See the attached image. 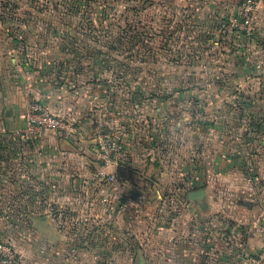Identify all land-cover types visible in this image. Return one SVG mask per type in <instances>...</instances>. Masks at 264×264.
<instances>
[{
    "label": "rangeland",
    "instance_id": "rangeland-1",
    "mask_svg": "<svg viewBox=\"0 0 264 264\" xmlns=\"http://www.w3.org/2000/svg\"><path fill=\"white\" fill-rule=\"evenodd\" d=\"M248 1L0 0L3 99L11 87L23 88L24 78L32 82L41 76L48 85L75 86L83 102H91L86 113L92 116L89 126H94L93 131L87 126L79 128L46 105L67 128L40 125L28 131L25 119L26 126L16 132L20 141L43 146L49 134L78 141L79 152L85 155L81 164L86 168L77 177L86 181L80 195L89 199L106 195L112 183L111 174L103 168L108 164V138L120 137L118 159L126 151V133L111 122L123 103L121 124L142 138L144 152L151 148L163 163L178 162L179 178H186V165L192 164L196 190L210 180L212 194L223 191L228 198L231 194L237 198L251 192L244 187L221 188L218 183L264 178L259 169L264 164L260 133L264 127V43L250 40L257 34V6L264 0H252L256 5L249 12ZM247 17L253 20L254 29L249 32L244 27ZM33 101L43 103L29 96L26 106ZM0 127L4 132L10 130L4 112ZM152 133L157 136L151 138ZM151 139L158 142L156 147ZM2 141L4 148H10V141ZM3 163L9 179L10 160ZM172 177L174 172H168L165 178ZM34 179L33 184L46 178L38 173ZM170 190L169 184L160 192L169 197ZM31 191L41 194L42 188ZM2 193L9 194L10 188H3ZM154 194L150 196L151 212L160 205L158 200L156 207ZM135 204L139 203L130 201V208ZM163 205L171 210V204ZM90 209L91 204L85 202L75 212ZM65 222L69 234L89 246L91 220L67 217ZM5 237L15 247L13 238Z\"/></svg>",
    "mask_w": 264,
    "mask_h": 264
},
{
    "label": "crops",
    "instance_id": "crops-1",
    "mask_svg": "<svg viewBox=\"0 0 264 264\" xmlns=\"http://www.w3.org/2000/svg\"><path fill=\"white\" fill-rule=\"evenodd\" d=\"M257 7L254 25L258 30L250 40L260 45L264 43V3ZM40 77L32 82L31 78H24L23 88L11 87L4 99L0 92V119L4 112L10 124L9 131L0 127V141L6 139L11 145L4 148L0 142V235L13 238L19 264H255V258L264 251V178L245 183L218 181L221 188L251 190L237 198L233 194L228 198V192L223 191L212 194L210 180L205 188L196 190L192 164L186 165V178H179L178 162L163 163L161 155L152 154L151 148L144 152L142 138L121 124L120 108L125 106L122 103L111 122L126 133V151L103 167L116 179L107 186L106 195L84 198L79 191L86 181L77 177L86 170L81 164L85 155L79 152L78 141L49 134L43 146L26 145L16 133L26 126L25 101L29 96L39 98L79 128L94 130V126H89L92 116L86 113L91 102H83L82 93L75 86L48 85ZM260 130L264 136V127ZM150 144L156 147L158 142L151 139ZM7 159L9 179L3 166ZM259 169L264 172V164ZM168 172H174L175 178H165ZM38 173L46 179L33 184ZM169 184L171 195L165 197L162 188ZM37 186L42 188L41 194L32 193L31 188ZM7 187L10 193H2ZM153 193L156 207L160 202V209L158 206L155 212H151ZM133 199L139 204L132 209L129 204ZM85 202L91 204L89 212H75ZM165 203L171 204L170 211L165 210ZM40 204L44 209L37 210ZM65 209L69 210L61 211ZM85 216L91 220L89 246L77 241L76 235L71 236L65 222L67 217Z\"/></svg>",
    "mask_w": 264,
    "mask_h": 264
},
{
    "label": "built area",
    "instance_id": "built-area-1",
    "mask_svg": "<svg viewBox=\"0 0 264 264\" xmlns=\"http://www.w3.org/2000/svg\"><path fill=\"white\" fill-rule=\"evenodd\" d=\"M248 7L246 11H253L255 3L252 0L248 1ZM244 27L249 31H252L253 20L249 17L246 18ZM25 119L27 121L26 130L32 131L36 126L48 125L49 128L53 129H66V125L62 118L55 116L51 110L42 102L33 101L27 106ZM18 132V131H17ZM27 139L29 137L27 136ZM121 140L117 135H112L108 138V151L105 158L111 161L113 158L118 159L119 153H121ZM115 176L111 175V182L115 181ZM18 253L15 247L2 235H0V264H19ZM255 264H264V251L258 254L257 258L254 260Z\"/></svg>",
    "mask_w": 264,
    "mask_h": 264
}]
</instances>
